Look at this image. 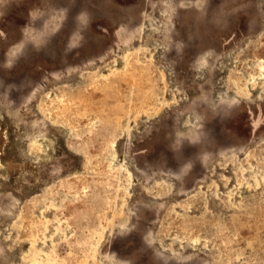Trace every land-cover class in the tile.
I'll use <instances>...</instances> for the list:
<instances>
[{"label": "rangeland", "instance_id": "374dc122", "mask_svg": "<svg viewBox=\"0 0 264 264\" xmlns=\"http://www.w3.org/2000/svg\"><path fill=\"white\" fill-rule=\"evenodd\" d=\"M0 264H264V0H0Z\"/></svg>", "mask_w": 264, "mask_h": 264}]
</instances>
